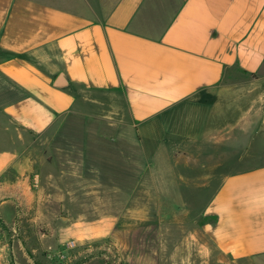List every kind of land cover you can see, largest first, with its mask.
<instances>
[{"label": "crops", "instance_id": "obj_1", "mask_svg": "<svg viewBox=\"0 0 264 264\" xmlns=\"http://www.w3.org/2000/svg\"><path fill=\"white\" fill-rule=\"evenodd\" d=\"M0 111L121 143L139 188L198 191L214 247L264 264V0H0ZM23 159L0 152V198L36 187Z\"/></svg>", "mask_w": 264, "mask_h": 264}, {"label": "rangeland", "instance_id": "obj_2", "mask_svg": "<svg viewBox=\"0 0 264 264\" xmlns=\"http://www.w3.org/2000/svg\"><path fill=\"white\" fill-rule=\"evenodd\" d=\"M59 128L30 135L0 111V152L26 156L36 179L0 198V264H259L214 247L200 206L187 210L198 191L139 188L152 174L123 171L121 143L68 141ZM98 130L108 139L119 132Z\"/></svg>", "mask_w": 264, "mask_h": 264}, {"label": "water", "instance_id": "obj_3", "mask_svg": "<svg viewBox=\"0 0 264 264\" xmlns=\"http://www.w3.org/2000/svg\"><path fill=\"white\" fill-rule=\"evenodd\" d=\"M60 80H62V78H60Z\"/></svg>", "mask_w": 264, "mask_h": 264}]
</instances>
